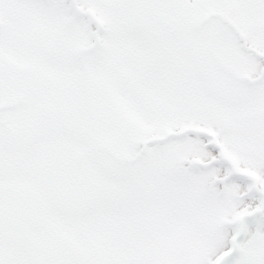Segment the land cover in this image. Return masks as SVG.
<instances>
[{
    "label": "snow or ice",
    "instance_id": "obj_1",
    "mask_svg": "<svg viewBox=\"0 0 264 264\" xmlns=\"http://www.w3.org/2000/svg\"><path fill=\"white\" fill-rule=\"evenodd\" d=\"M0 264H264V0H0Z\"/></svg>",
    "mask_w": 264,
    "mask_h": 264
}]
</instances>
